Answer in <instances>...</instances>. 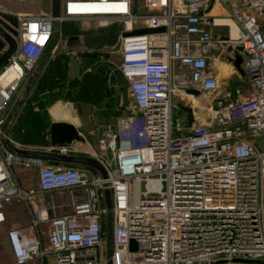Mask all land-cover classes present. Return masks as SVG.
<instances>
[{
    "label": "built area",
    "instance_id": "2783aa9c",
    "mask_svg": "<svg viewBox=\"0 0 264 264\" xmlns=\"http://www.w3.org/2000/svg\"><path fill=\"white\" fill-rule=\"evenodd\" d=\"M66 0L57 16H20L16 50L0 69V222L13 199L27 201L14 166L38 168L41 192L77 190L70 212L43 216L11 229L7 238L15 264H106L107 208L110 191L112 264H264V0ZM94 4L84 13L81 4ZM220 6L223 16H209ZM92 19L100 26L119 21L122 32L163 31L119 37L121 77L128 85L130 112L116 128L104 127L97 150L50 146L49 153L84 154L98 161L106 177L89 168L46 165L14 148L4 131L3 114L46 49L53 22ZM216 19L237 28L235 39L215 40ZM225 26L230 30L228 25ZM234 41L246 56L250 93L224 90L205 108L203 120L184 126L173 120V67L189 69L190 88L206 94L218 88L207 72L211 46ZM181 85L187 76L181 74ZM193 99L194 94L184 92ZM136 139L123 145L125 128ZM47 152V151H43ZM45 223L46 249L40 231Z\"/></svg>",
    "mask_w": 264,
    "mask_h": 264
},
{
    "label": "crops",
    "instance_id": "0c3cea01",
    "mask_svg": "<svg viewBox=\"0 0 264 264\" xmlns=\"http://www.w3.org/2000/svg\"><path fill=\"white\" fill-rule=\"evenodd\" d=\"M66 0H62V4ZM38 5H40V0H0V34L3 32H14L16 28V22H14L11 17H20V16H39V15H32L33 13H42L43 11L38 8ZM40 15H51V14H40ZM224 11L220 6H215L210 11L209 16H223ZM7 19V20H2ZM17 20V19H16ZM85 20V19H83ZM83 20H70V21H63V22H76V21H83ZM92 20V19H91ZM96 21V20H94ZM262 19L260 20V26L262 31L264 32V27L262 24ZM98 23V21H96ZM112 22V21H109ZM62 23V22H60ZM77 28V27H76ZM216 28H219L222 35L219 37L218 40L227 41L231 37V30H229L225 26H217ZM66 32L64 30H60V36L68 40L70 42L77 43V47L70 48V47H62L57 44V41L54 42V34H52V39L50 43V56L45 60V62H41L37 68L33 69L31 72L28 73L26 78L30 75L33 79V85L31 88L26 87L25 96L23 100V106H25L26 102L29 98H31L35 92V85L39 78L42 76V74L45 71L46 65L49 63L50 60H53L55 56L63 52L65 55H67V69L66 73L68 77L75 76L77 79H80L85 73L90 72L92 69H94L95 66H100L105 61H97L96 63L93 62L92 64H89L87 62L88 57L84 56L83 58L80 56L83 52V50L90 51L92 50L95 45L89 46L88 44L95 43L96 39L98 38V34L95 30H88V29H80L77 28L78 32L73 33L70 28L67 30L65 28ZM210 32L212 34V29L210 28ZM122 33V29L119 30V33L117 35V41L119 42V37ZM236 36H237V28H236ZM56 39V38H55ZM231 39H235L232 38ZM116 43V42H115ZM112 39L104 42L100 47L101 50H106L107 48L111 49L114 45ZM119 46V43L117 47ZM240 45L235 43L234 41L231 42H224L223 44L218 45L217 47L211 46L209 54H208V65H207V72L213 76L216 77L218 80V88L213 93H202L196 96L194 99L192 97H188L184 92L186 90H191L190 88V80H189V69L187 67H179L178 65H174L173 67V76H172V84L177 90V93L173 96L172 101L174 105V109L172 112V118L173 120H179L184 126L190 125L194 120L202 121L203 120V113L205 111V108L209 106H214V102L212 101L213 97H216L219 95V93L223 92L224 90H234L236 88L241 89L243 98H247V96L250 93V86L248 84V77L245 70L246 65V56L244 55L243 51L239 52L237 48ZM49 47V48H50ZM117 51V48L115 49ZM120 54V53H119ZM240 57L242 61L238 63V67L235 66L236 58ZM6 63V62H5ZM4 63V64H5ZM3 64V65H4ZM3 65L0 67L2 69ZM188 71V75L186 78L187 86H182L181 81V75L178 74V71ZM116 72V74H115ZM109 80L107 81L106 85L107 88L110 87H118L121 84V81H124L121 77L119 71L116 69L109 71ZM119 76V78H118ZM24 79V81L26 80ZM23 81V83H24ZM111 90V89H110ZM128 90V89H127ZM46 92H39L38 98L42 100V102H46ZM204 98V99H203ZM202 99V101H201ZM180 102H183V107L186 108V111H179L178 105ZM35 103V102H34ZM61 104L63 106L70 105L67 110L58 111L61 109V106L58 105ZM72 105L74 106V103L68 100H56L53 102L52 105L45 106V110L48 115L49 120V134L46 136L44 142L39 143H21L14 139H12L17 145L19 146H27V147H34V148H41L43 151H50V126L52 123L55 122H61V123H67L73 125L76 130L78 131L81 140L80 141H73L70 145L73 147H83L86 148L87 146H84L86 136H88L89 133L86 131H82L80 129V126H77V123L73 120V112H72ZM105 106V105H104ZM103 106V107H104ZM109 105H107L106 109H115L117 107H114V105L111 108H108ZM105 109V108H104ZM116 110V109H115ZM34 111H39V108H34ZM17 114V113H16ZM121 119L118 118L117 120V126L121 124ZM5 126V125H4ZM92 134V133H91ZM89 137V136H88ZM100 137V134H98L96 140L97 141ZM82 142V143H81ZM97 147V145H96ZM60 155V154H59ZM66 156H76V157H87L84 154L80 153H69ZM46 165H53V166H59V167H72V168H87V166L82 165H75V164H67V163H57V162H51V161H43ZM91 169L94 173H99L96 169H92V167H88ZM14 174L16 176V179L20 185V187L25 190H33L35 191V194L31 196L30 203L21 199H13L11 202L4 205L2 209V216L4 220L0 222V244L3 246V248L8 249L9 254L12 256L7 233L11 229H18V228H26L27 231H30L29 227L32 224V220L34 218V214L36 211H39L43 216H49L50 217V208L46 206L44 203V197L47 194L56 193L55 191L51 192H41L40 186H39V180H38V168L37 167H31V168H23L21 166H14L13 168ZM56 198H58L56 196ZM71 201L66 202H57L56 205H65L67 206L71 205ZM54 206V204H53ZM54 209V208H53ZM52 216V215H51ZM54 216V215H53ZM45 227L47 229H45ZM40 231L42 233V239L44 241V238L47 242V230L48 226L45 223L40 224L39 226ZM46 230V232H45Z\"/></svg>",
    "mask_w": 264,
    "mask_h": 264
},
{
    "label": "rangeland",
    "instance_id": "374dc122",
    "mask_svg": "<svg viewBox=\"0 0 264 264\" xmlns=\"http://www.w3.org/2000/svg\"><path fill=\"white\" fill-rule=\"evenodd\" d=\"M4 1V0H1ZM37 1V0H36ZM62 0H40V5H38V8L41 9L43 12L42 13H33L32 15H40V14H51L52 16H57L60 12L61 9V3ZM134 4V12L141 14L144 13L145 10L142 6V1L141 0H133ZM2 20H7L3 19ZM11 19L16 22L17 17H11ZM262 24L264 27V18L262 19ZM74 26L80 29H88V30H101V33L104 34L105 36L113 35L114 33H119V30L122 28V24L119 21H112L109 22L106 26H100L96 21L91 20V19H85L83 21H74L73 22ZM53 34H54V39L53 41L56 42L57 44L62 46V47H70V48H75L77 47V43L75 42H70L68 40L63 39L60 36V30H64L66 28V24L64 22L60 23L58 21H54L53 25ZM212 36L215 40H218L219 37L222 35L221 31L219 28L212 27ZM264 33V32H263ZM56 38V39H55ZM119 43L116 38V44ZM80 56L83 58L84 56H87L88 58H91L93 62L97 61H105L107 64V70H113L116 69L117 66L120 63V54H119V48L116 51L115 46H113L111 49L107 48L106 50H90L86 51L83 50ZM178 74H184L188 75V71L183 70V71H178ZM116 74V72H115ZM32 76H28L24 83L19 88V91L17 94L14 96L12 99L7 111L2 115L4 118V131L6 132V125H13V123L16 121V113L19 114L22 109H23V100L25 99V91L26 87L33 81L31 78ZM119 78V76H118ZM77 78L75 76L71 77H62L61 79V89L63 92H67L68 90V82H75ZM105 89V88H104ZM111 89V90H110ZM128 85L125 81H121V84L114 88L110 87L108 88L106 94H104L99 91L97 95V99L100 98L99 101L94 102V100H87L84 101L82 99L78 103H74V106L72 105V112L74 114V122L77 123V126H80L79 128L82 129V131H86L88 136H86L85 144L84 146H87L88 148H92L94 150H97L96 147V140L98 134H101L102 129L106 126H110L114 129H116L118 126L117 120L118 118L122 119L123 118H131L134 117V115L130 112V105H131V100L128 96ZM73 93L77 91L76 87L72 88ZM85 98V97H84ZM83 98V99H84ZM96 99V100H97ZM204 99V98H203ZM202 101V99H201ZM93 102V103H92ZM61 106V109L58 111H63L67 110L70 105L63 106L61 104H58ZM105 105V106H104ZM107 105H109L108 108H111L113 105L114 107H117L115 109H106ZM104 106V107H103ZM111 106V107H110ZM105 108V109H104ZM113 108V107H112ZM178 110L179 111H186V108L183 107V102H180L178 105ZM12 119V120H11ZM11 123V124H10ZM136 132L137 130L134 128H129L126 127L125 131L123 133V145L124 146H129L134 143L136 139ZM92 133V134H91ZM82 143V142H81ZM56 193H51L47 194L44 197V203L48 208H50V216L55 215V216H62V215H67L70 212V206L65 205H56L57 202H66L70 201L73 197L79 196V192L77 190H70V189H64L60 191H55ZM56 196L58 198H56ZM31 197L28 198V202L30 203ZM54 204V206H53ZM54 208V209H53ZM45 229H47L45 227ZM46 232V230H45ZM105 238H106V231H105ZM44 246L47 249V242L46 239L44 238ZM45 263L47 264H52V258H46ZM0 264H15L13 257L9 254L8 249L3 248V246L0 244ZM27 264H40L38 261H32Z\"/></svg>",
    "mask_w": 264,
    "mask_h": 264
},
{
    "label": "trees",
    "instance_id": "16d2710c",
    "mask_svg": "<svg viewBox=\"0 0 264 264\" xmlns=\"http://www.w3.org/2000/svg\"><path fill=\"white\" fill-rule=\"evenodd\" d=\"M64 24H66L67 30L70 28L73 33L78 32L72 22H64ZM64 32H66L65 29ZM96 33L98 34V38L95 43L91 45L88 44L89 46L95 45L92 50H101L100 46L104 42L111 39L113 41L112 45L115 46V49L117 48L118 43L116 44L115 42L118 33H114L109 36L102 34L101 30L96 31ZM50 50L51 47L46 49L43 56L37 62L35 69L41 62H45V60L50 56ZM87 62L92 64L93 60L88 58ZM107 67L106 63H103L98 67L95 66L94 69L85 73L80 79H76L75 82L69 81L67 92H63L61 89V79L62 77H67V55L63 52L58 53L53 60L49 61L46 65L44 73L37 81L35 85L36 94L29 98L22 111L19 114H16V121L13 125H6L7 135L18 142L26 144L44 142L46 136L49 134V120L45 106L52 105L56 100H68L74 103L80 102L81 100L79 99L84 101H99L100 98L97 99V96L99 97V95H97L98 92L101 91L103 94L104 92L106 94L108 90L106 83L110 76ZM32 85L33 82H31L27 88L30 89ZM73 87L77 88L76 93H73ZM39 92H46L45 103L37 97ZM36 107L39 108V111H34V108Z\"/></svg>",
    "mask_w": 264,
    "mask_h": 264
},
{
    "label": "water",
    "instance_id": "95a60500",
    "mask_svg": "<svg viewBox=\"0 0 264 264\" xmlns=\"http://www.w3.org/2000/svg\"><path fill=\"white\" fill-rule=\"evenodd\" d=\"M163 28L159 29H141L134 30L131 32H122L121 36L128 35H137V34H148L153 32L163 31ZM16 33L14 32H3L0 34V67L7 61V59L15 52L16 50ZM119 46L117 47L118 50ZM239 52H242V47L239 46L237 48ZM242 59L238 56L236 58L235 66L238 67V63H240ZM188 93L194 94L198 96L204 92H198L197 90H187ZM80 135L76 128L67 123L55 122L50 126V143L52 146H69L73 141H80ZM14 151L17 154L30 156L34 159H38L41 161H51L57 163H67V164H75L82 165L87 167H92L96 169L102 177H106V172L102 165L96 161L95 159L89 157H76V156H66L59 155L57 153H49L37 150H22L18 148H14ZM105 195V205L107 208V226H106V264H112L110 261L111 256V231H112V213H111V198L110 191L108 189L104 192Z\"/></svg>",
    "mask_w": 264,
    "mask_h": 264
},
{
    "label": "bare ground",
    "instance_id": "6f19581e",
    "mask_svg": "<svg viewBox=\"0 0 264 264\" xmlns=\"http://www.w3.org/2000/svg\"><path fill=\"white\" fill-rule=\"evenodd\" d=\"M81 7H83L81 10L84 13H92L94 4L88 3V4H81ZM216 25L221 26V25H228L231 30V37L235 38L236 37V26L229 20H222V19H216L215 21Z\"/></svg>",
    "mask_w": 264,
    "mask_h": 264
}]
</instances>
